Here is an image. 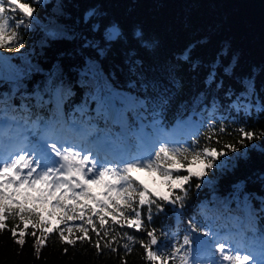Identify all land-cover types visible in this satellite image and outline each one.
Segmentation results:
<instances>
[{
  "label": "snow or ice",
  "instance_id": "snow-or-ice-1",
  "mask_svg": "<svg viewBox=\"0 0 264 264\" xmlns=\"http://www.w3.org/2000/svg\"><path fill=\"white\" fill-rule=\"evenodd\" d=\"M43 4L45 0H0V49L16 48L19 52L24 47L21 28L28 32L38 26L41 33L31 52L21 56L22 64L14 65L10 62L12 58L0 55V81L12 85L10 95L0 96V105L19 95L22 101L19 111L27 113L10 119L0 115V231H10L14 242L21 247L30 235L37 258L51 236L56 235L62 245L74 247L77 243H88L95 247L97 255L105 249L116 254L122 248L126 256L132 252V246L138 244L143 249L145 264H175L177 257L180 264H191L193 245L198 258L202 248L215 254L207 261L199 259V264H264V231L258 238L247 240L241 230V226H245L257 231L253 212L264 213V196L245 189L248 180H252L260 182L264 190V172L234 182L223 199L213 196V200L220 199L226 207L235 203L243 214L229 217L236 221V232L222 234L206 214L207 223L199 221L195 215L189 217L182 241L177 239L179 232L171 230L170 225L157 228L153 224L161 213H165L166 218L176 216L182 221L193 180L197 191L205 186L211 188L216 180L207 179L208 172L213 169L221 175L233 172L239 161L249 158V152L264 153V145L253 144L249 148L245 144V141L264 139V130L260 133L247 130L248 119L258 120L264 115V99L261 98L264 86L257 90L256 74L234 76L237 60L233 58L224 65V51L216 53L206 63L194 59L193 50L199 42L190 44L176 59L187 64L190 73L196 74L193 79L204 71L203 90L194 91L189 100L180 104L181 115L189 108L192 115L203 117L207 113L209 120L216 113H224L221 120L234 124L243 116L244 124L233 131L239 137L236 144L244 151L232 143L221 144L219 139L215 145L211 143L213 136L232 135L221 123L218 132L209 135L204 145L195 137L192 144L183 147L160 142L154 155L149 152L125 159L123 153L132 147L127 143L129 136L137 139V147L146 148L165 132L163 115L175 99V89L183 86L182 80L176 76L174 66L164 69L166 82L150 74L151 68L145 67L137 52L138 49L152 50L156 43L141 29L126 32L95 6L73 17L64 10L63 4L55 5L46 22L40 23L36 6ZM56 41H66L75 47L60 52L45 71L39 59L45 57V50ZM116 45H119L122 64H114L106 73L101 61L114 55ZM33 56L35 62L30 58ZM65 57H78L81 61L71 69L78 74L76 83L86 89L75 111L84 117L90 105L95 104L91 109L94 115L80 121L74 119L71 123L60 115L64 98L73 94L62 78L61 61ZM116 70L126 71L127 79L122 87L113 83ZM34 73L43 74L45 79L29 93L24 81ZM225 77L234 79L239 88L226 85ZM45 96L49 97L48 101ZM26 99L28 103L23 102ZM52 100L56 105L53 119L35 115L34 107ZM6 111L5 107H0V114ZM130 118L139 124L138 129L130 125ZM99 121L118 125L121 132L113 133L107 127L100 129ZM190 121L191 116L178 120L177 124L187 126ZM146 127H151L155 136L146 133ZM6 128L9 130L7 138ZM103 153H112L114 158L108 159ZM136 170L159 176L165 191H149L132 175ZM253 199L259 202V208L254 207ZM205 207L206 202L200 205L202 214ZM9 220L17 223L8 228ZM66 253L67 247L64 248ZM121 264H127L126 260L122 258Z\"/></svg>",
  "mask_w": 264,
  "mask_h": 264
},
{
  "label": "trees",
  "instance_id": "trees-1",
  "mask_svg": "<svg viewBox=\"0 0 264 264\" xmlns=\"http://www.w3.org/2000/svg\"><path fill=\"white\" fill-rule=\"evenodd\" d=\"M58 4L65 5L64 10L70 13L73 17L82 13L85 9L95 6L102 10L108 19L117 21L126 32H131L134 28L141 29L146 36L155 41L156 47L152 50L138 49V58L144 61L146 68H151L157 78L166 79L164 69L168 66H174L176 76L183 83L179 89H175L176 96L171 106L163 115V125L165 132L161 133L158 140L154 144H149L146 148L137 147L138 141L134 136H129L127 143L132 147L123 153L126 159L145 156L151 152L154 155V150L158 149L160 142H167L170 147H183L185 144H192V138L195 137L200 145L206 143V138L213 132H218L221 123L232 132L229 136L224 134L220 137L213 136L211 143L215 145L217 139L221 144L232 143L241 152L244 148L236 144L239 137L233 129L241 124H244V117L239 116L237 123H230L227 120L222 121L221 117L224 113H216L212 120H209L207 113L203 117L192 115L191 110L180 113V104L189 100L194 91L203 90L201 81L204 77V71L201 70L196 79L193 76L196 74L188 71V65L177 60L186 47L190 44L197 43V47L193 50V58L201 59L205 63L220 51H224L226 55L223 57V64L227 65L233 58L237 60L234 68V76L242 77L250 74H256L257 90L264 86V0H45V4L36 6V16L40 19V23L46 22V17L53 11V7ZM20 33L24 42V47L17 52L16 48L0 49V55L10 57L11 63L14 65L22 64V55H28L31 52L35 41H37L41 33L38 26H35L34 31L26 32L23 28ZM74 44L66 41L52 42L51 46L45 50V57L39 59L41 67L47 71L52 63L57 59L60 52L68 51L74 48ZM38 51V49H37ZM114 55H110L105 60L101 61L104 71L107 73L114 64H122V57L119 54V45L114 46ZM35 62L36 58L30 57ZM81 64L80 59L67 57L61 61L63 69L62 78L65 84L71 88L72 95L66 96L61 104V117L71 123L74 119L80 121L87 119L88 115H94L91 109L95 108V104L90 105L89 113L81 117L80 113L75 111V106L82 103V98L86 89L81 88L76 81L79 79L76 72L71 69ZM222 74V72H221ZM43 74L34 73L30 79L24 81L25 89L31 93L44 81ZM127 79L126 71L121 72L116 70V80L113 82L117 87H122ZM166 82V80H164ZM225 84H232L239 88L234 79L225 77ZM11 83L0 81V96L4 93H11ZM261 98L264 99V93H261ZM45 101L49 100L45 96ZM19 95L11 97L0 107L7 109L5 115L7 118L12 116L27 115L19 111L21 103ZM28 103L26 99L23 101ZM32 104H35L34 97L31 99ZM56 105L54 100L43 103L40 107H34L35 115L42 116L44 119H53ZM33 115V119H35ZM233 118L236 114H231ZM191 116V121L187 126L177 124L178 120H187ZM150 117L145 121L147 124ZM203 121V123L201 122ZM130 125L139 128V124L130 118ZM214 124L215 127H211ZM100 129L110 128L113 133L121 132L118 125H113L109 122L107 125L103 121L98 122ZM247 130L260 133L264 130V115L259 119H248ZM149 135L155 136L151 127L144 129ZM199 132V135L196 133ZM9 130L5 129V138H7ZM31 135L30 133H28ZM94 138V137H92ZM245 144L251 148L253 144L264 145V139L251 142L245 141ZM119 154V150H117ZM113 156L112 153L108 154ZM230 155H235L230 153ZM108 158V157H107ZM264 172V153L260 151L249 152L247 160L239 161V166L233 171L221 175L216 169L207 173V179H215L216 183L213 187H202L199 191L195 188L196 181H192V188L185 200V212L182 221L176 216H167L161 213L153 224L160 228L161 226H171V230L178 231L177 239L182 241L184 228L187 227L190 216L195 215L201 222L207 223L204 220V214L210 220L215 221V227L222 234L229 231L236 232V221L229 217L243 215L235 203L225 206L220 202L231 191V185L239 180L247 179L256 173ZM137 180L143 184V177L146 179L150 187H147L151 192L165 191L162 179L154 173H148L143 170H136L132 173ZM152 188H163L151 189ZM245 191L256 193L264 196V190L260 182H252L248 180ZM220 199L213 200V196ZM206 202V207L203 214L200 205ZM255 208H259V202L252 200ZM254 227L256 232L251 231L245 226H241L247 240L258 238L261 231H264V213L253 212ZM14 221L7 222L8 228L13 226ZM183 224V227H181ZM130 231V230H129ZM159 235V233H157ZM137 237L143 236L142 233H133ZM195 235V234H193ZM201 239H209L200 237ZM94 239V238H93ZM33 238L29 235L26 237V243L21 247L12 239L10 231H0V264H121L122 258L127 264H145L142 259L143 249L138 244L132 246V252L125 256L122 248L118 249L116 254L105 249L100 255L94 246L88 243H77L74 247L62 245L58 241L56 235H52L47 241L46 246L42 248L39 258H37L34 247ZM67 247V253L64 254V248ZM214 252H209L202 248L198 254L195 250V245L192 246L190 252L191 264H199V259L207 261L214 256ZM175 264H180L179 258L175 260Z\"/></svg>",
  "mask_w": 264,
  "mask_h": 264
},
{
  "label": "rangeland",
  "instance_id": "rangeland-1",
  "mask_svg": "<svg viewBox=\"0 0 264 264\" xmlns=\"http://www.w3.org/2000/svg\"><path fill=\"white\" fill-rule=\"evenodd\" d=\"M107 147H111V146H107ZM109 154V153H108ZM108 154H107V157H108ZM103 155H106V154H103ZM123 158H125L124 156H123ZM109 159V158H108ZM126 159V158H125ZM145 177V176H144ZM143 177V182H144V184H145V186L146 187H150V185L148 184V182L147 181H145L146 179ZM151 189H160V190H163V188H152L151 187Z\"/></svg>",
  "mask_w": 264,
  "mask_h": 264
},
{
  "label": "bare ground",
  "instance_id": "bare-ground-1",
  "mask_svg": "<svg viewBox=\"0 0 264 264\" xmlns=\"http://www.w3.org/2000/svg\"><path fill=\"white\" fill-rule=\"evenodd\" d=\"M164 80H166V79H164Z\"/></svg>",
  "mask_w": 264,
  "mask_h": 264
}]
</instances>
